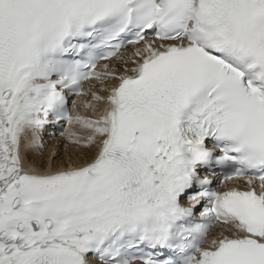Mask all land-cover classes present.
I'll use <instances>...</instances> for the list:
<instances>
[{
  "label": "snow or ice",
  "instance_id": "snow-or-ice-1",
  "mask_svg": "<svg viewBox=\"0 0 264 264\" xmlns=\"http://www.w3.org/2000/svg\"><path fill=\"white\" fill-rule=\"evenodd\" d=\"M0 264H264V0H0Z\"/></svg>",
  "mask_w": 264,
  "mask_h": 264
},
{
  "label": "bare ground",
  "instance_id": "bare-ground-1",
  "mask_svg": "<svg viewBox=\"0 0 264 264\" xmlns=\"http://www.w3.org/2000/svg\"><path fill=\"white\" fill-rule=\"evenodd\" d=\"M128 54V53H127ZM110 84L106 85L107 89L110 88ZM99 86V85H98ZM106 94V93H105ZM104 94V95H105ZM106 96V95H105ZM81 103H86V100L80 99ZM102 110V106H100L95 113V115H99ZM86 116H93V113L87 112L84 113ZM44 152L42 157L37 160V164L44 168L45 164L49 165L50 157L55 153L58 154V160L55 164H51L49 166V170L57 171L60 170L61 162H63L64 166L67 167H81L85 166L92 161L94 156L96 155L98 149L92 148L90 150H75L71 147L67 146L62 138H57L52 142H44Z\"/></svg>",
  "mask_w": 264,
  "mask_h": 264
}]
</instances>
